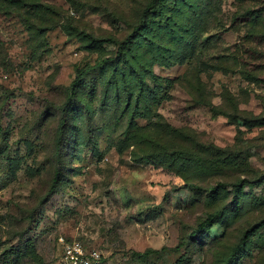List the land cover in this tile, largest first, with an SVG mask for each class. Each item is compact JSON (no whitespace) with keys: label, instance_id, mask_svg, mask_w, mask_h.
Masks as SVG:
<instances>
[{"label":"rangeland","instance_id":"rangeland-1","mask_svg":"<svg viewBox=\"0 0 264 264\" xmlns=\"http://www.w3.org/2000/svg\"><path fill=\"white\" fill-rule=\"evenodd\" d=\"M28 1L50 9L0 0V264H66L62 239L101 264H264V0H195L199 49L154 66L164 97L130 140L98 72L96 98L69 86L116 49L87 36L124 39L150 0Z\"/></svg>","mask_w":264,"mask_h":264},{"label":"trees","instance_id":"trees-1","mask_svg":"<svg viewBox=\"0 0 264 264\" xmlns=\"http://www.w3.org/2000/svg\"><path fill=\"white\" fill-rule=\"evenodd\" d=\"M18 1L24 6L37 9V13L43 17L44 15L38 10L44 7L50 9V6L44 3L34 6L28 0ZM186 5L189 6L188 10L191 14L186 13L183 20L179 13ZM203 8L196 4L195 0H150L140 22L124 39L97 38L88 35L86 48L100 51L106 44H114L116 49L110 54H101L94 63L77 67V74L69 86V102L82 92L90 93L92 98H96L98 86L95 83L89 85L87 77L93 72H98L101 78L99 83L103 86V105L115 102L119 119H127L131 130L126 140L136 137L139 131H145L154 121L140 125L138 120L151 117L155 106L161 103L164 97L160 95L162 86L155 85L160 75L155 72L154 66H173L183 63L189 54L197 52L196 49H199L197 48L199 37L197 19L204 13L203 10L200 11ZM63 27L69 30L70 25L63 24ZM202 35L203 32L200 35L201 42ZM151 81H153L152 84ZM183 153L182 150L173 151L174 160L177 156L183 157ZM176 160L183 164L185 159ZM187 160L198 163L210 161L209 158L200 154ZM57 178L56 175L52 188L55 187ZM220 185L209 189L213 194L218 195L221 188L224 189ZM241 187V184H235V192L237 193ZM219 216V211L209 213L199 223L196 233L210 228ZM158 252L160 249L147 248L144 251L134 250L132 253L135 257L145 258ZM231 262L232 257H227L225 264H231Z\"/></svg>","mask_w":264,"mask_h":264},{"label":"built area","instance_id":"built-area-1","mask_svg":"<svg viewBox=\"0 0 264 264\" xmlns=\"http://www.w3.org/2000/svg\"><path fill=\"white\" fill-rule=\"evenodd\" d=\"M63 240V260L66 264H101L102 256L98 250L89 249L78 239Z\"/></svg>","mask_w":264,"mask_h":264}]
</instances>
